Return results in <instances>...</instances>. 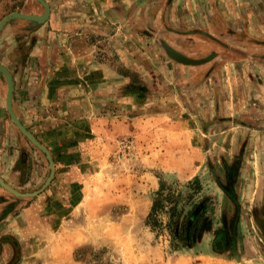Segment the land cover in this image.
Masks as SVG:
<instances>
[{
	"label": "rangeland",
	"instance_id": "obj_1",
	"mask_svg": "<svg viewBox=\"0 0 264 264\" xmlns=\"http://www.w3.org/2000/svg\"><path fill=\"white\" fill-rule=\"evenodd\" d=\"M44 2L0 29L39 144L0 73V264H264V0ZM162 182L203 212L187 246L167 210L151 225Z\"/></svg>",
	"mask_w": 264,
	"mask_h": 264
},
{
	"label": "trees",
	"instance_id": "obj_2",
	"mask_svg": "<svg viewBox=\"0 0 264 264\" xmlns=\"http://www.w3.org/2000/svg\"><path fill=\"white\" fill-rule=\"evenodd\" d=\"M166 184L161 183L160 189L156 193V197L153 201V206L150 214V219L152 220V226H155L159 223L157 220V215L159 212H164L167 210L169 214V223L168 226L171 228L172 233L176 234L175 238H179L183 242V246L192 243L195 233L198 230L199 224L203 217V212H197L196 214L191 213L190 216H182V213H179L177 210V201H174V198L171 194H166ZM169 204L167 208L166 204Z\"/></svg>",
	"mask_w": 264,
	"mask_h": 264
},
{
	"label": "water",
	"instance_id": "obj_3",
	"mask_svg": "<svg viewBox=\"0 0 264 264\" xmlns=\"http://www.w3.org/2000/svg\"><path fill=\"white\" fill-rule=\"evenodd\" d=\"M40 2V4H42V6L45 9V14L43 16L40 17H34V16H30V15H21V14H14L8 18H6L1 24H0V29L2 28L3 24H5V22H7V20L13 18V17H19V18H23L26 20H30V21H36V22H43L48 14H49V7L48 5L44 2V0H38ZM176 58L186 64H197L200 63L201 61H195V60H191L188 58H184L182 56H179L176 54ZM0 73H3L6 76L7 82H8V96H7V106H8V110L9 113L13 119V121L15 122V124L20 128V130L35 144L39 145L37 143V141L34 139V137L28 132L26 131V129L22 126V124L19 122V120L16 118L15 113L13 111V107H12V93H13V80L11 75L9 74V72L0 65ZM0 183L5 185L4 182L0 179ZM6 186V185H5Z\"/></svg>",
	"mask_w": 264,
	"mask_h": 264
},
{
	"label": "crops",
	"instance_id": "obj_4",
	"mask_svg": "<svg viewBox=\"0 0 264 264\" xmlns=\"http://www.w3.org/2000/svg\"><path fill=\"white\" fill-rule=\"evenodd\" d=\"M73 59V58H72ZM79 58H77V59H75V62H74V60H72V62H69V61H67V57H66V55H65V57L64 56H59L58 57V60L57 61H55V65L57 66V68H60V70H67V69H69V68H67L66 66H71V69L73 68H77V66H78V64H79ZM46 63H48L47 62V59L45 60V62H44V64H46ZM64 64H67V65H65L64 66ZM66 67V68H65ZM89 70L87 71V77L85 78V82H86V84H87V82L90 84H92L94 87L96 86V84H95V81H94V78L92 77V74H91V72H93L94 70H92V69H96L95 68V65L93 64L92 65V67H89L88 68ZM63 73V71H61V74ZM62 78H63V74H62ZM64 79V78H63ZM104 79H107L106 78V76H104ZM87 80V81H86ZM64 84H65V82H63ZM70 83H74L73 82V80H72V82H70ZM57 84H58V82L57 83H55V87L54 86H52V84H46L45 83V85H46V87H45V91H48V92H50V94H55V93H57L58 91V89H59V87H56L57 86ZM93 89H95V88H93ZM47 92V93H48ZM15 103H16V100L14 99V106H15ZM8 128L10 129V126H8ZM13 162L14 163H16L15 162V160H13ZM18 163V162H17ZM16 163V164H17Z\"/></svg>",
	"mask_w": 264,
	"mask_h": 264
}]
</instances>
